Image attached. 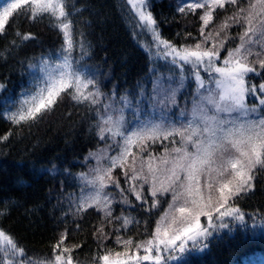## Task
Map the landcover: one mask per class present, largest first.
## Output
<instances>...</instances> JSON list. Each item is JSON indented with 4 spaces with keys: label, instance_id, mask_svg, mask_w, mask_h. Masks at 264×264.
<instances>
[{
    "label": "snow or ice",
    "instance_id": "1",
    "mask_svg": "<svg viewBox=\"0 0 264 264\" xmlns=\"http://www.w3.org/2000/svg\"><path fill=\"white\" fill-rule=\"evenodd\" d=\"M136 9L138 25L152 34L156 51L151 57L171 58V65L180 70V87H183L185 71L194 79L197 87L193 93L191 118L186 124L177 127L165 111L169 101L178 106L176 93L178 88H165L159 77L152 80V95L145 97L143 86L138 82L140 96L134 118L126 121L124 108L113 107L115 101L101 92L95 76L96 71L83 65L72 56L75 44L72 38V13L66 12L69 5L65 0H12L0 11V36L6 34V25L14 13L35 19L37 14L50 13L57 17L56 27L62 32L63 43L58 50L62 62L56 68L46 71V76L38 80L37 91L31 95L22 94L20 107L6 111L4 115L15 125L42 119L45 113L53 111L61 94L67 95L76 105L84 104L93 113L96 120L97 139L105 143L113 141L119 152L108 155V147L89 153L85 160L95 157L97 167L92 169L91 177L81 173L86 181L80 197L76 201L75 215L89 209L104 213L107 225L96 228L94 235L103 243L115 236V242L125 246L123 252L105 249L99 255L96 264H186V257L202 252L207 248L204 241L220 229H228L226 218L243 225L246 234L255 235V230H264V212L246 213L239 207L238 201L256 189V182L264 183V0H178L176 11L182 17L189 15L199 23L197 37L185 33L188 39H195L192 45H176L163 38L160 22L151 11V0H128ZM231 9L232 15H224L217 25L216 20L222 13ZM19 10V11H18ZM142 22V23H139ZM233 26L243 29L237 33L240 43L230 47L237 37L229 35ZM15 35L21 41L34 39L31 33ZM81 37L84 33H80ZM179 36V33L177 34ZM16 40L11 41L13 46ZM81 56H87L86 48L91 47L85 40L79 42ZM45 71L47 62H41ZM29 67L33 65L29 64ZM155 73V68L149 69ZM202 73L207 75V80ZM259 78V83L255 79ZM171 80V77H169ZM5 85L0 83V90ZM115 96V91L112 94ZM164 96V99H159ZM148 101L152 113L158 112L160 122L154 116L140 119L145 109L143 99ZM249 100L254 103L249 105ZM120 101L130 106L126 96ZM159 105V108L157 107ZM181 117L185 116L181 110ZM165 121H168L165 126ZM11 133L0 137L7 141ZM177 137L179 139L177 140ZM119 138V140H117ZM122 141V142H120ZM168 141V144H164ZM159 143L164 154L156 157L148 149ZM179 146H176V145ZM147 155L145 167L141 155L137 167V153ZM107 157L109 166L100 167L99 163ZM153 161H158L154 164ZM113 169H120L123 178L113 175ZM67 171V170H65ZM91 185V189H88ZM111 185L116 193L107 192ZM88 191V195L84 192ZM114 195L120 197L117 201ZM171 195V212H165L161 220L167 222L161 226L157 221L154 231L147 228L142 233L148 238L135 242L131 237L124 240L118 233L134 222L133 218L114 215V206L132 205L134 198L139 201L137 207L149 215L158 207L161 198ZM3 213H0L2 215ZM260 219L256 220L255 217ZM201 217L207 218V226L202 225ZM246 217L252 221L251 228ZM139 224V221H135ZM79 228V225H77ZM73 229L65 228L57 242L52 246V258L46 264H74L72 248L64 246ZM143 249L144 254H130L129 247ZM73 247L78 248L79 245ZM264 262V257H261ZM253 258H247L246 264H252ZM0 264H32L27 254L15 239L0 228Z\"/></svg>",
    "mask_w": 264,
    "mask_h": 264
},
{
    "label": "trees",
    "instance_id": "2",
    "mask_svg": "<svg viewBox=\"0 0 264 264\" xmlns=\"http://www.w3.org/2000/svg\"><path fill=\"white\" fill-rule=\"evenodd\" d=\"M10 2L12 0H0V11ZM65 2L69 5L65 10L72 13L70 18L73 20V58L96 71L95 78L100 90L106 94L104 103L109 102L107 97H112L115 101L113 107L123 108L120 97H127L130 106L124 109L125 120H133V110L140 96L138 82L143 86L145 97L153 94L152 80L156 77H163V86L168 88L171 84L169 77H173L167 67L171 59L153 55L150 62L149 53L155 51L151 33L147 29H140L138 16L128 0ZM177 2L151 0V11L160 22L163 38L176 45H192L196 40L188 39L184 34L190 32L193 37H197L200 25L194 22L193 16L182 17L177 13ZM246 4L247 0L243 6ZM224 15H232L231 9L222 13L216 20L217 25ZM56 24L57 17L50 13H38L35 19L14 13L6 25V34L0 36V83L5 85L0 90V137L11 133L7 141H0V213H3L0 215V228L24 248L32 264H46L52 258V246L60 234L66 227L73 229L64 246L72 248L74 264H96L97 257L103 255L105 249L110 250L114 257L116 252H123L125 246L117 244L115 236L103 243L97 241L94 233L101 224H105L106 230L111 233L112 226L106 224L102 211L97 214V209H89L83 214L74 213L77 198L86 184L80 174L90 178L92 169L98 166L95 157L89 160H85V157L90 152L96 153L108 147L111 140L107 145L100 142L93 113L87 110L86 105H76L64 94L57 99L53 111L45 113L37 121L15 125L4 115L6 111H16L20 107L22 94L35 93L37 81L44 79L46 71L55 69L56 64L62 62L58 50L63 43V36ZM16 31L31 33L35 38L21 41L15 35ZM242 31L238 26L229 30V35L237 37L230 47L239 45L237 33ZM81 32L84 33L83 37ZM82 39L91 45L85 49L88 55L83 57L79 46ZM13 40L17 42L15 46L11 44ZM42 61L47 62L45 71H42ZM29 64L33 67L30 68ZM150 68L156 69L154 74L150 73ZM178 75L174 79H179ZM255 82L259 83V78ZM175 88L179 89L176 93L178 106L171 107V103L165 101V111L169 113L170 120L180 127L191 116L193 81L187 78L183 87H180L179 80ZM114 91L115 96L112 95ZM159 99L163 100L164 96ZM252 103L254 101L249 100V105ZM142 107L145 112L140 119L154 116L156 122H160L158 112L152 113L146 98L143 99ZM181 110L185 112L184 117L180 115ZM164 123L167 126L168 121ZM164 144H168V141H164ZM117 150L109 155H117ZM148 150L156 157L164 154V147L159 143ZM132 151L137 153V167L140 166L141 155L146 167L149 157L139 153L135 146ZM99 166L106 168L109 164L105 162ZM113 175L120 177L122 186L127 187L123 184L120 169H113ZM106 191L115 194L117 190L109 185ZM114 198L117 201L120 199L117 195ZM130 199L133 200L132 205L114 206V215H119L123 210L124 215L134 220L117 235L124 240L131 237L135 242H140L148 238L142 234L146 227L145 221L148 222V230L154 231L157 221L162 222L164 213L171 212L169 204L172 200L170 196L161 198L158 207L152 209L149 215L137 207L139 201ZM238 204L246 213L257 210L264 212V183L257 180L255 191L243 196ZM255 219L259 220L260 217ZM135 221H139V224ZM246 221L250 229L252 221L247 217ZM226 222L229 228L214 232L212 237L204 241L207 248L186 257V264H246L247 258H253L252 264H264L261 260L264 257V232L255 230V235H249L239 222L230 218H226ZM135 251H139L141 256L144 254L142 248L136 249L134 245L129 247L130 254H135ZM144 264L151 262L146 261Z\"/></svg>",
    "mask_w": 264,
    "mask_h": 264
},
{
    "label": "rangeland",
    "instance_id": "3",
    "mask_svg": "<svg viewBox=\"0 0 264 264\" xmlns=\"http://www.w3.org/2000/svg\"><path fill=\"white\" fill-rule=\"evenodd\" d=\"M134 10H135V12H136V9H135V8H134ZM150 33H151V32H150ZM151 36H152V34H151ZM154 46H155V45H154ZM155 51H156V49H155ZM155 51H154V52H155ZM157 57H162V56H157ZM170 59H171V58H170ZM167 67L170 69V72H171L172 75H173V77H171V80H170V83H171V84H169V86H170L171 88H175V85H176V84L179 82V80L181 79V74H179V73H180V70H179L178 68H176L175 66L171 65V63H169ZM178 74H179V75H178ZM203 74H204V73H203ZM176 75L179 76V79H177V78L174 79V77H175ZM204 75L207 76L206 74H204ZM183 76H184V80H185V79L187 80V78H189L190 80L193 81V91H192V96H193L194 90L196 89L197 85H196L194 79L191 78V76L188 74L187 71L184 72ZM162 78H163V77H160L161 80H162ZM172 81H173V82H172ZM174 81H175V82H174ZM190 98H191V97H190ZM191 99H193V98H191ZM250 106H251V105H250ZM122 107H123L124 109H126L124 103H123ZM171 107H173L172 104H171ZM123 114H124V117H125V112H124ZM190 118H191V116H190ZM108 146H110V147H108V155L111 154V153H113L114 150H117V147H116V145H115L114 142H111V141H110ZM118 152H119V149L115 152V154L118 153ZM111 156H112V155H111ZM160 156H161V155H160ZM105 162H106V165L109 164V163H108V160H107V157H105L104 159H102V160L100 161L99 164H103V163H105ZM88 189H91V188H88ZM88 194H89V192H87L86 195H88ZM168 196L171 197V195H168ZM166 222H167V218H165V220H163V221L161 222V226L163 227V225H164ZM201 223H202V225L207 226V218H206V217H201ZM256 230H257V232H261V233L264 232V230H262L261 228H257ZM135 254H138V255H139V251H135ZM175 263H176V262H172V264H175Z\"/></svg>",
    "mask_w": 264,
    "mask_h": 264
}]
</instances>
